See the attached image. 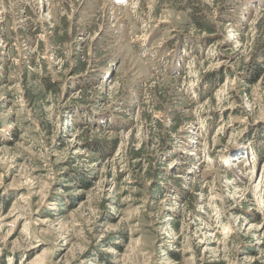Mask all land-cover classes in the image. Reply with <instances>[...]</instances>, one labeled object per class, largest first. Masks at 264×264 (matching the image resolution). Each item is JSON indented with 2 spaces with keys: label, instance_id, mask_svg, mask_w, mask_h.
<instances>
[{
  "label": "rangeland",
  "instance_id": "obj_1",
  "mask_svg": "<svg viewBox=\"0 0 264 264\" xmlns=\"http://www.w3.org/2000/svg\"><path fill=\"white\" fill-rule=\"evenodd\" d=\"M0 264H264V0H0Z\"/></svg>",
  "mask_w": 264,
  "mask_h": 264
},
{
  "label": "trees",
  "instance_id": "obj_2",
  "mask_svg": "<svg viewBox=\"0 0 264 264\" xmlns=\"http://www.w3.org/2000/svg\"><path fill=\"white\" fill-rule=\"evenodd\" d=\"M45 81H46V85L48 86V87H52L53 86V82L51 81H49V80H47V79H45ZM111 141V140H110ZM110 141L109 140H103V141H97V140H93L92 141V144H91V148L92 149H94L95 151H96V153H98V154H100V155H102V156H108V154L110 153L111 154V150H108L107 148L105 149V147H104V145L103 144H106V143H109V145H110ZM116 146V144L113 146H111V148L112 147H115ZM110 151V152H109Z\"/></svg>",
  "mask_w": 264,
  "mask_h": 264
},
{
  "label": "bare ground",
  "instance_id": "obj_3",
  "mask_svg": "<svg viewBox=\"0 0 264 264\" xmlns=\"http://www.w3.org/2000/svg\"><path fill=\"white\" fill-rule=\"evenodd\" d=\"M224 126V125H223ZM247 163H249V161L248 160H245V164H247ZM248 172H252V168L251 167H249L248 169ZM261 173V172H260ZM262 174V173H261ZM261 174H260V176H259V179H260V182H261ZM259 180H258V184H257V189L259 188ZM256 187V186H255ZM257 191V190H256ZM36 257H37V255H36ZM39 258V257H38ZM37 258V259H38ZM35 260V259H34Z\"/></svg>",
  "mask_w": 264,
  "mask_h": 264
}]
</instances>
